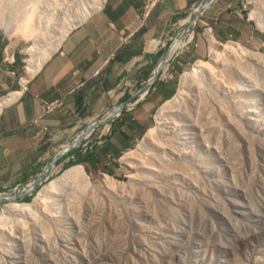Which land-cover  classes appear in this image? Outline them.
<instances>
[{"label": "rangeland", "instance_id": "rangeland-1", "mask_svg": "<svg viewBox=\"0 0 264 264\" xmlns=\"http://www.w3.org/2000/svg\"><path fill=\"white\" fill-rule=\"evenodd\" d=\"M231 1L208 20L202 11L166 70L149 88L153 76L145 81L149 93L142 98L153 106L141 125L122 126L132 112L129 100L112 120L88 132L90 125L82 127L73 137L89 133L72 150L97 147L99 158L111 137L127 150L116 157L111 153L96 167L70 165L74 156H64L25 197L19 198L36 177L0 192V197H17L0 202V212L9 203L30 204L77 165L90 184L71 190L69 202L58 201V219L35 211L31 219L11 217L8 226L21 232L0 240V264H264V0ZM99 2L0 0V33L28 60L34 46H50ZM199 5L168 34L158 65ZM238 9L248 22L235 14ZM198 61L210 69L205 81L170 105L157 131L146 138L157 128L160 107L178 93L181 75ZM157 86L164 89L161 95L151 91ZM105 178L113 186L108 192Z\"/></svg>", "mask_w": 264, "mask_h": 264}, {"label": "crops", "instance_id": "crops-1", "mask_svg": "<svg viewBox=\"0 0 264 264\" xmlns=\"http://www.w3.org/2000/svg\"><path fill=\"white\" fill-rule=\"evenodd\" d=\"M145 1L105 0L98 11L79 19L54 51L39 45L41 55H47L39 65L32 54L23 60L0 33V99H8L0 108V192L37 177L62 145L72 143L80 128L99 120L115 103L133 100L122 126L141 125L153 106L150 98L141 97L145 81L155 73L164 41L203 0H161L140 26ZM231 5V0H213L205 9L206 19ZM163 90L157 86L151 91L161 95ZM55 101L62 105L43 114L45 103ZM127 149L118 148L111 137L104 141L101 157L96 155L98 162L85 164L96 167L111 153L116 157Z\"/></svg>", "mask_w": 264, "mask_h": 264}, {"label": "bare ground", "instance_id": "bare-ground-1", "mask_svg": "<svg viewBox=\"0 0 264 264\" xmlns=\"http://www.w3.org/2000/svg\"><path fill=\"white\" fill-rule=\"evenodd\" d=\"M104 2H105V0H100L99 3L88 7L87 10L84 12V14L81 15L80 22L85 20L86 18H88L94 12L98 11L103 6ZM189 21H190V18L187 19V22H189ZM192 24H194V22ZM1 26L3 27L4 24L3 25L1 24ZM74 26H75V24L71 25L69 28H67V30L61 31L59 33L56 41L53 42V44H51L49 47H47V48L45 47L46 50L48 51V53L55 50V48L60 44V42L64 39V37L67 35V33ZM185 36H186V33H184V34L181 33L178 36V38L174 41L172 47L170 48V52H169L168 56L166 57L165 64L163 67L164 70H166V66H167L166 64L168 63V60L171 59V57L175 53H177V51L180 50L187 43L188 40L186 39ZM240 53H242V52H240ZM38 54L40 57L37 56ZM32 55L35 56L34 58L36 60V62H35L36 65L41 64V62L47 56L46 54L44 56L41 55V51H39L38 46H36V47L34 46V49L32 50ZM33 68H34V70H36V67L33 66ZM209 71H210V69H209L207 64H205L201 61H198L197 63H195L193 65V68L190 72H185L181 75L178 93L176 94V96L172 100L164 103L160 107V109L158 111V116H157V128L149 130L146 138H148L149 136H152V134L157 131L160 124L162 123L163 117H165L164 115L167 114L169 106L173 105L175 102L183 99L184 96L186 95L187 91H189V89L191 88V86L201 85V83H203L205 81L204 78L206 77V75H208ZM6 100H8V99L0 101V108H2V106L6 102ZM87 134H89V133H87ZM108 181H110V180H107V179L105 180L107 186H105L103 188L107 192L110 191L111 188L113 189L112 184ZM80 185H83L85 188L90 187L89 178L86 175V173L84 172L83 167L77 165V166H73V167L69 168L60 177L51 181L44 188H42L39 191L38 195L33 199L32 203H30V204L9 203V204L5 205L0 212V240H3L4 237L16 239L17 235H19L21 232L20 230H18V227L14 228L11 222L10 223L12 226H10V225L8 226L9 223L7 221H10L11 217L15 218L14 216H16V218H17V216H21L24 218L29 217L31 219V217L33 218V216H31V215L34 211L39 212L40 214H45V216H48L47 218L53 219V218L59 217V212H60L59 210L62 207H61V204L59 205L58 201L69 202L70 201V199L68 198L69 193L71 192V190H76V188H78V186H80ZM93 188H96V187L93 186ZM66 205L70 206L69 203H66ZM37 218H39V217H37ZM52 219L51 220L48 219V220L51 222ZM54 220H56V219H54ZM35 221H36V219L34 220V222ZM72 221L75 222L76 220L72 217ZM15 222H16V220H15ZM13 224H14V222H13ZM15 224H14V226H15ZM76 230H78V228ZM62 241H63V243L65 242L64 239H62Z\"/></svg>", "mask_w": 264, "mask_h": 264}, {"label": "water", "instance_id": "water-1", "mask_svg": "<svg viewBox=\"0 0 264 264\" xmlns=\"http://www.w3.org/2000/svg\"><path fill=\"white\" fill-rule=\"evenodd\" d=\"M212 0H203L199 7L197 8V10L195 11L194 15L190 18V21L188 22L187 26L184 28V30L182 31V34L184 33H188L190 30V27L192 25V23L194 21H196V19L198 18L199 14L204 11L209 4L211 3ZM170 52V48L168 49V51L166 52V54L163 56L160 64L157 67V70L155 72V74L153 75V77L148 81L146 88H149L157 79L158 74L160 73V71L163 69L164 64H165V60L166 57L168 56ZM126 103H123L119 106V108L117 110H114L110 115L109 118L105 119V120H97L94 121L88 128L87 132L90 131L93 127L98 126L100 124H103L105 122H108L110 120H112V118H114L118 112H121L122 109L126 106ZM119 115V114H118ZM87 133L82 132L75 140L74 142L69 145L67 148H65L64 150L60 151L59 153H57L55 155V157L49 162V164L47 165V167L35 178L34 182L32 183V185L29 186V189L27 191H25L23 194H21L19 196V198L25 197L26 195L30 194L31 191L37 187V185L39 184V182L42 180V178L45 176V174L49 171V169L54 166V164L60 160L62 157H64L69 151H71L73 148H76L81 142L83 137L86 135ZM6 201H17V197H6V196H2L0 197V202H6Z\"/></svg>", "mask_w": 264, "mask_h": 264}, {"label": "trees", "instance_id": "trees-1", "mask_svg": "<svg viewBox=\"0 0 264 264\" xmlns=\"http://www.w3.org/2000/svg\"><path fill=\"white\" fill-rule=\"evenodd\" d=\"M97 152V147L94 148H87L85 151H83L81 148L74 149L69 152L67 156H74V159L70 161V165L74 164H85V163H91L92 165H95L98 161L95 159ZM35 192V191H34ZM31 198L25 199V201H29Z\"/></svg>", "mask_w": 264, "mask_h": 264}, {"label": "built area", "instance_id": "built-area-1", "mask_svg": "<svg viewBox=\"0 0 264 264\" xmlns=\"http://www.w3.org/2000/svg\"><path fill=\"white\" fill-rule=\"evenodd\" d=\"M160 0H146L145 3H144V6H143V11L141 13V16H140V26H142L145 21L147 20V18L149 17L152 9L156 6V4L159 2ZM147 93V91H146ZM145 93V94H146ZM62 104L60 101H55L53 103H45L44 107H45V110L43 112V114H47V113H50L52 112L53 110H55L56 108L60 107ZM42 114L39 115L38 118H41ZM86 149H84L83 151H85Z\"/></svg>", "mask_w": 264, "mask_h": 264}, {"label": "clouds", "instance_id": "clouds-1", "mask_svg": "<svg viewBox=\"0 0 264 264\" xmlns=\"http://www.w3.org/2000/svg\"><path fill=\"white\" fill-rule=\"evenodd\" d=\"M66 156V155H65Z\"/></svg>", "mask_w": 264, "mask_h": 264}]
</instances>
